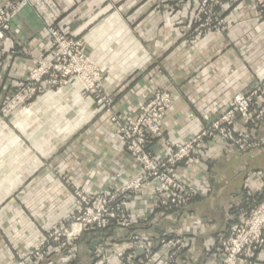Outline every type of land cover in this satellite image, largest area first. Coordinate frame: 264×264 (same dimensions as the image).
<instances>
[{"label":"crops","instance_id":"0c3cea01","mask_svg":"<svg viewBox=\"0 0 264 264\" xmlns=\"http://www.w3.org/2000/svg\"><path fill=\"white\" fill-rule=\"evenodd\" d=\"M173 1L33 0L16 16L0 49V103L34 69L35 61L50 53L47 30L56 28L82 40L85 53L101 70L112 71L104 82L112 114L135 120L141 105L161 90L173 100L162 126L164 139L177 143L194 136L234 97L264 78V9L250 0L234 4L226 15V33H210L190 44L186 40L195 6L174 10ZM69 98L48 94L12 118L43 157L55 150L46 146V134L61 137L67 122L76 127L87 121L45 162L0 120V264H16L17 253L35 246L72 213L73 196L65 181L95 195L126 183L137 169L109 121L110 113L96 112L92 103L89 117L79 100L81 109L75 114ZM46 111L53 114L46 116ZM237 130H243L241 123ZM254 136L262 144L257 150L241 153L230 144L209 141L198 159L179 167L198 195L179 217L155 206L152 184L143 188L131 201L136 223L131 233L143 239L137 243L138 254L144 241L170 234L191 240L187 257L196 261L184 264L207 262L218 236L229 233L234 208L263 189L264 125ZM150 150L162 156L165 143L154 140ZM124 235L118 229L87 235L76 246V264H122L115 251H132L136 245L130 234ZM95 245L104 258L95 257ZM220 262L216 257L211 264ZM242 264H264V249Z\"/></svg>","mask_w":264,"mask_h":264},{"label":"built area","instance_id":"2783aa9c","mask_svg":"<svg viewBox=\"0 0 264 264\" xmlns=\"http://www.w3.org/2000/svg\"><path fill=\"white\" fill-rule=\"evenodd\" d=\"M192 1L196 7V16L190 28L193 36L187 41L190 44H194L206 32L226 33V15L234 4L246 0ZM250 1L264 9L263 1ZM32 2L33 0H10L4 6L0 0V42L11 30L16 16ZM49 35L54 45L52 56L35 61L34 71L25 82L19 84L21 91L14 94L17 105L31 100L37 91L45 88L46 82L53 81L57 85L72 75L86 82V90L92 89L91 92H95L98 88L96 78L101 69L87 58L83 51V41L66 36L58 29L50 28ZM172 104L171 96L158 90L150 101L141 105L137 119L129 120L120 114L110 116L125 152L135 162L136 172L127 183L110 192L92 196L75 193L77 202L74 215L54 228V238H47L35 249L46 250V261L52 251L65 260L62 264L76 261V255L66 248L83 233L97 236L110 229H118L124 232L125 237L135 221L133 218L131 220V201L139 197L142 189L149 184L153 185L151 196L156 201L155 206L164 214L181 216L198 195L190 183L180 176L179 167L198 159L207 142L230 144L241 153L257 150L262 146L254 132L264 125V78L256 81L246 92L234 97L217 119L205 124L199 133L177 143L165 140L162 131L164 119ZM239 123L243 127L241 131L237 130ZM154 140L165 143L162 156L155 155L150 150ZM231 222L229 233L218 236L215 245L207 253L205 264H211L216 257L221 258L220 264H242L264 249V186L257 198H248L243 206L233 211ZM132 240L136 244L132 251L123 249L113 254L122 264H184L196 261L187 257L191 244L187 237L174 238L167 234L154 241H144L145 249L142 254H138L137 243L143 239L135 237ZM44 257V252H35L34 258L23 264H32L33 260H43ZM95 257L104 258L103 249L99 245H95Z\"/></svg>","mask_w":264,"mask_h":264},{"label":"rangeland","instance_id":"374dc122","mask_svg":"<svg viewBox=\"0 0 264 264\" xmlns=\"http://www.w3.org/2000/svg\"><path fill=\"white\" fill-rule=\"evenodd\" d=\"M182 1V2H181ZM10 0H6V3L4 4L1 0V3L2 5L4 6H7L9 4ZM193 1L192 0H174L172 4V9L174 10H180L182 9L184 6L190 4V5H193L192 3ZM30 5V4H29ZM194 6V5H193ZM195 16H196V7H195ZM194 16V18H195ZM106 17V16H105ZM104 17V18H105ZM103 18V19H104ZM193 18V19H194ZM102 19V20H103ZM101 23V22H100ZM51 29H56V28H51ZM57 30V29H56ZM59 30V29H58ZM60 31V30H59ZM188 34H187V40L186 42L189 40L190 36H193L192 35V31H190V29L188 30ZM61 32V31H60ZM10 31H8L6 33V36L4 38L3 41L0 42V49L2 48L3 44L6 42V40L10 37L9 35ZM47 33H48V36L49 35V30H47ZM62 33V32H61ZM210 33H217L215 31H211V32H206L204 33L202 36H205L207 34H210ZM63 34V33H62ZM219 34V33H217ZM65 35V34H64ZM202 38V37H200ZM199 38V39H200ZM50 39V38H49ZM48 39V40H49ZM53 41V40H52ZM52 41L50 40V43H51V47H52V50L50 51V53L47 55V56H44L43 59H49L51 58L52 56V52L54 51V45L52 44ZM84 51V49H83ZM85 53V51H84ZM86 54V53H85ZM87 55V54H86ZM88 56V55H87ZM88 59L90 58L93 63L96 64V62L91 58V57H87ZM89 59V60H90ZM35 65V64H34ZM97 65V64H96ZM98 67L100 68V66L98 65ZM35 69V67H34ZM34 69H32L28 75L24 76V78L18 82V84L16 85V87L14 88L13 90V93L12 95L10 94L7 98H5L1 103H0V120H2V122L7 125V127H9L10 129H12L14 131V133L20 137V139L23 141L24 145H25V148H30V150L37 156L38 160L41 162H45L46 159H48L50 156H52L57 150L63 148L67 143L69 144V140H71L73 138V136H75V134L77 132H79L81 130V127L84 126L85 123H87V121L83 122V125L80 124L78 126H74V124H72L73 122H67L68 125H66V128L63 129V131H60L62 132V135L61 137H58V141H63L62 143H59V142H56L57 138L55 137H51L49 134H46L45 135V138H46V146L50 145L49 146V149L51 148V146H54L55 150L50 153L47 157H43L41 156L40 154H37L36 151L34 150V147L32 145V143L26 138V136H24L15 126H14V123L12 122V118H14L16 116V114L18 113H21V112H26L28 110L31 109V104L33 102L36 101V103L44 98L45 96H47L48 94H61V95H66L68 97H70L67 102H71V103H74L73 104V107L75 108V114L81 109L80 108V105L77 104V101H83L85 103V108H87L88 110V114H89V117H91V113H90V105L92 106V103L95 104V111L102 114V113H110L109 115H113L111 113V102H110V96L107 95L104 91V82L110 77L112 71L109 69L108 71H105L103 72L102 70L100 71L98 77L96 78L97 82H96V87H98L97 89H95V92H91L92 89H87L85 88V85L86 82L82 81V78L79 79L76 75H72V76H69L67 77L64 82H60L59 84L57 85H54L53 81H51L50 83L46 82V85H45V88L42 89V91H37L36 95L33 96V98L27 102H24V103H18L17 105V102L15 101V97H14V94H16L17 92L21 91L20 87H19V84L22 82H25V80L28 78L29 75L32 74V72L34 71ZM101 69V68H100ZM111 71V72H110ZM113 76V74H112ZM111 76V77H112ZM66 85H69L70 87L69 88H66L65 89V86ZM106 87V85H105ZM73 88V89H72ZM71 90L72 92H74V94L71 93ZM100 101H103L102 104H100ZM69 105V104H68ZM72 105V104H70ZM47 108H50V107H47ZM94 109V108H93ZM51 111L53 112V109L51 108ZM52 112H49L47 113L46 111V116H50L51 114H53ZM109 116V118H110ZM35 116L34 117H31V120H35ZM90 119V118H89ZM110 121V119H109ZM110 123L112 124V122L110 121ZM74 126V130H70L68 131L67 129H71L73 128ZM112 126H114L112 124ZM114 130H115V127H114ZM61 139V140H60ZM124 146V145H123ZM53 148V149H54ZM49 149H46V152H48ZM131 157V156H130ZM136 172V170H135ZM135 174V173H134ZM134 176V175H133ZM132 176V177H133ZM131 179V178H130ZM129 179V180H130ZM128 180V181H129ZM127 181V182H128ZM126 182V183H127ZM66 185L68 186V188L70 189L71 193H72V199H73V204H74V208L72 210V213L67 216L66 218H70L71 216L74 215V210L76 208V196H75V193H81V194H85L87 196H92V195H89V194H86L81 188L77 187L75 184L69 182V181H65ZM125 184V183H124ZM124 184H122L121 186H123ZM120 187V186H119ZM117 187V188H119ZM116 188V189H117ZM115 190V189H114ZM143 190V189H142ZM142 193V192H141ZM247 198L244 200L246 201ZM193 203V202H192ZM191 203V204H192ZM190 204V205H191ZM189 208V207H188ZM187 208V209H188ZM237 208V207H236ZM234 208V209H236ZM186 212V211H185ZM167 213V212H165ZM132 216V215H131ZM165 217V216H164ZM65 218V219H66ZM132 218H134V216L131 217V220ZM64 219V220H65ZM63 220V221H64ZM62 221V222H63ZM61 222V223H62ZM60 223V224H61ZM135 221H134V225L132 226L131 229L127 230L128 231V234L129 235V239L131 240L132 243H135L133 242V238L137 237V238H140L139 236H136V235H133L131 233L132 229L135 228ZM60 226V225H58ZM57 226V227H58ZM55 227V228H57ZM53 230H55L54 228L50 229L47 233H45L44 237L41 238L37 244H35V246H33L32 248L28 249V250H25V251H22V252H19L16 254V258H17V262L16 264H23V263H26L27 260H30L32 258H34L35 256V252H44L45 253V257L43 260H33L32 261V264H62L65 260L63 258H60V257H57L54 253L50 252V255L48 257V261H46V250H41V251H37L35 250L44 240H46L47 238L49 237H55V231L53 232ZM111 230H116V229H111ZM103 234H105V232L103 233H100L101 236H103ZM87 235H91V233H83L77 241L75 242H72L69 246H67L66 250L69 252H73L74 255H76L77 257V260L78 258H80V254H79V249H76V246L80 243L82 244V241H86L85 237H87ZM132 238V239H131ZM87 239H89V237H87ZM141 239V238H140ZM54 245H57V243H53ZM116 252V251H115ZM40 258V257H37V259ZM76 260V261H77ZM76 261H73L71 264H76Z\"/></svg>","mask_w":264,"mask_h":264},{"label":"bare ground","instance_id":"6f19581e","mask_svg":"<svg viewBox=\"0 0 264 264\" xmlns=\"http://www.w3.org/2000/svg\"><path fill=\"white\" fill-rule=\"evenodd\" d=\"M72 89H73V88H72ZM71 93L74 94V92H72V90H71Z\"/></svg>","mask_w":264,"mask_h":264}]
</instances>
